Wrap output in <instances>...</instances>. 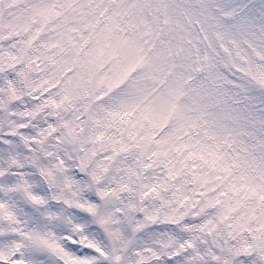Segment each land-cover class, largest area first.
<instances>
[{"label": "snow or ice", "instance_id": "snow-or-ice-1", "mask_svg": "<svg viewBox=\"0 0 264 264\" xmlns=\"http://www.w3.org/2000/svg\"><path fill=\"white\" fill-rule=\"evenodd\" d=\"M13 5L19 7V16L0 25V264H100L101 258L103 264H205L196 234L214 232L218 221H232L230 235L235 230L253 233L264 254V139L253 146L240 139L233 126L239 117L230 109L189 121L172 101L178 90L141 110L137 123L146 121L156 128L175 117V125L158 141L151 134L142 137L136 143L141 158L113 178L116 187L111 197L120 201L123 193L127 200L119 207L122 219L106 215L100 220L112 241L109 252L85 236L83 251L70 253L52 233L39 226L29 229L32 217L21 204L39 206L44 201L32 191L14 153L19 142L32 153L39 151L42 141L26 135L31 130L27 122L31 114L17 123L20 114L15 109L24 89L34 87L33 74L51 69L64 100H72L95 88L118 87L140 67L151 75L156 64L139 43L120 34L125 30L122 17H129L128 28L139 24V9L144 5L137 0H107L103 5L96 0H0V12ZM156 8L165 13L167 0H158ZM113 62V74L101 76L104 66ZM254 74L258 86L264 87V68L255 69ZM49 103L59 107L55 101ZM138 107L133 93L121 99L109 116L123 122ZM189 124L196 132L184 138ZM65 127L74 138L73 127ZM114 151L128 152L129 145L121 142ZM30 158L36 163V156ZM160 168L163 172L156 171ZM208 209H219L218 217L199 224L188 222L207 216ZM87 211L95 215L96 208L89 205ZM161 218L186 234L166 245L170 249L166 256L156 248L133 246L124 234L125 230L139 233L145 223Z\"/></svg>", "mask_w": 264, "mask_h": 264}, {"label": "clouds", "instance_id": "clouds-1", "mask_svg": "<svg viewBox=\"0 0 264 264\" xmlns=\"http://www.w3.org/2000/svg\"><path fill=\"white\" fill-rule=\"evenodd\" d=\"M96 2L103 5L107 0ZM260 4L264 6V0H260ZM189 15L191 19L173 9L162 19L152 15L148 16V23L140 19L134 28H128L129 17L121 18V28L125 30L120 34L139 43L154 60L156 71L151 75L140 67L118 87L95 88L72 100H64L62 87L58 81H53L51 69L33 74L34 87L24 89L15 109L20 114L17 123L24 122L26 114H31L27 121L31 130L26 135L39 136L42 141L39 151L32 153L19 142L20 148L14 153L26 170L32 191L44 201L39 206L21 204L22 210L32 217L27 224L29 229L39 226L52 233L70 253L83 251L85 236L109 252L112 241L100 220L106 215L122 219L119 207L127 200V194L123 193L120 201L111 197L116 187L113 178L122 176L125 168L141 158L136 143L142 137L151 134L158 141L173 131L175 117L156 128L146 121L137 123L143 108L173 91L178 90V93L172 101L185 112L189 121L198 122L201 116H211L225 109H230L239 120L250 111L264 119V87L258 86L254 74L255 69L264 68V17L256 21L259 28L238 34L221 29L213 22L212 17L217 20L222 17L220 10L211 9L206 15L190 10ZM113 67L114 62L105 65L101 76L112 75ZM133 93L138 97L139 107L125 115L123 122L111 118L109 112L114 106ZM34 96L40 99L35 100ZM50 101H55L59 107H54ZM65 125L73 127L74 138L68 135ZM193 132L196 129L189 124L184 138ZM260 135L264 139V133ZM121 142L129 145L128 152L114 151ZM258 142L245 143L253 146ZM261 154L257 149V156ZM32 156L37 157L36 163ZM156 171L163 172V169ZM96 176L102 179L96 180ZM89 205L95 206V215L87 211ZM218 212L219 209H208L207 216L189 218L188 222L199 224L218 217ZM22 219L29 218L22 216ZM231 223L218 221L214 232L196 234L205 264H225V261L264 264V254L257 247L254 234L235 230L230 235L228 225ZM113 227L125 229L124 225ZM124 234L130 237L133 246L156 248L162 256L168 254L170 249L166 245L175 242V236L186 235L178 227L165 223L163 218L145 223L139 233L125 230Z\"/></svg>", "mask_w": 264, "mask_h": 264}, {"label": "rangeland", "instance_id": "rangeland-1", "mask_svg": "<svg viewBox=\"0 0 264 264\" xmlns=\"http://www.w3.org/2000/svg\"><path fill=\"white\" fill-rule=\"evenodd\" d=\"M184 1L188 2L187 8L183 9L180 13H182L185 17H188L189 19H191V16L189 15L190 10L192 12H196L198 10L200 14L206 15L208 13V11L211 9L220 10L221 9V1H222V4H224V2L226 0H184ZM231 1L235 4L234 9H237L239 7V5L246 6V5H248L247 3L249 2V0H241L242 2L238 4V2H236L235 0H231ZM151 3H152V0H146L144 3V7L148 9L149 6L151 5ZM7 12H6L7 13V15H6L5 14V8H4L2 13L0 14V23L2 20V23H1L2 25H6L7 22H9V21H14V19L19 16V12H9V11H7ZM144 16L142 14L143 22H145ZM1 17H3V19H1ZM261 17H264V12H261L258 15L257 20H259ZM220 19L217 20L215 17H212L213 22L216 24L220 22ZM245 27H246V33H248L252 28H254V27L259 28L260 26L258 24H256V22L254 23V19L253 20L248 19ZM229 122H231V121H229ZM233 126L236 128L237 132L239 133L240 139H242L244 142L251 140L248 137V136H250L249 134H250V130L252 128L250 125H248L246 123H241V120H240V121H237ZM254 137L255 136H253V138ZM259 140L260 139H257L256 141H259Z\"/></svg>", "mask_w": 264, "mask_h": 264}]
</instances>
